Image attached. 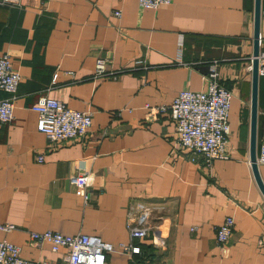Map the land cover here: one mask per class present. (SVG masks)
<instances>
[{"label": "crops", "instance_id": "1", "mask_svg": "<svg viewBox=\"0 0 264 264\" xmlns=\"http://www.w3.org/2000/svg\"><path fill=\"white\" fill-rule=\"evenodd\" d=\"M169 2L151 10L138 0H0V54L21 76L14 119L0 126V224L16 230L0 240L18 246L21 258L59 262L63 252L30 240L31 232L51 231L109 244L105 264H264V198L249 163L254 0ZM97 59L106 61L104 76H94ZM211 62H218V82L232 99L230 160L208 169L178 148L170 118L148 120L145 105H169L183 89L202 90ZM41 97L89 112L86 137L49 148L32 109ZM256 135L257 155L264 141L262 77ZM259 173L264 184L263 166ZM80 176L83 187L71 182ZM138 202L151 210L143 240L130 238L127 227ZM226 217L235 227L222 251L215 232Z\"/></svg>", "mask_w": 264, "mask_h": 264}, {"label": "built area", "instance_id": "2", "mask_svg": "<svg viewBox=\"0 0 264 264\" xmlns=\"http://www.w3.org/2000/svg\"><path fill=\"white\" fill-rule=\"evenodd\" d=\"M6 4H17L19 0H3ZM169 0H138L141 9L157 10L160 6L168 5ZM115 12V17H120ZM264 16V11H261ZM142 70H147L146 63L137 62ZM251 65L247 71L251 72ZM106 74V61L97 59L94 76ZM108 75H113L109 73ZM258 75L264 79V53L258 57ZM218 62L209 64L208 73L202 76L203 89L190 91L183 89L169 105H145L148 120H157L166 114L175 125L177 146L189 154L193 162H200L210 169L214 162L230 160L226 146L230 137L229 112L232 94L218 82ZM21 81L11 65L8 54H0V126L10 124L13 119L14 102ZM37 114L36 130L43 134L48 141L49 148L56 144L85 138L92 126V116L89 112L75 111L64 103L48 97H41L32 108ZM37 162H43V156H37ZM258 167H264V141L260 143L256 155ZM84 176L73 177L71 182L77 187L85 185ZM134 223L128 224L130 238L143 240L150 230L151 210L145 204L138 202L133 207ZM235 221L226 217L221 226L216 229L215 240L218 248L225 251ZM16 230L12 224H0V233H10ZM32 243L47 245L53 254L63 252L59 262L54 261H28L20 256V248L6 240H0V264H105L106 255L112 251L109 244L103 243L99 238L77 235L73 237L62 236L59 233L45 231L31 232ZM165 230L158 231L155 243H162ZM125 251L138 254L139 248L123 246Z\"/></svg>", "mask_w": 264, "mask_h": 264}, {"label": "water", "instance_id": "3", "mask_svg": "<svg viewBox=\"0 0 264 264\" xmlns=\"http://www.w3.org/2000/svg\"><path fill=\"white\" fill-rule=\"evenodd\" d=\"M261 23V0H254L253 7V52L251 62V118H250V137H249V163L254 181L264 198V184L261 180L259 167L256 164V145H257V92L259 84L258 57H259V38Z\"/></svg>", "mask_w": 264, "mask_h": 264}]
</instances>
